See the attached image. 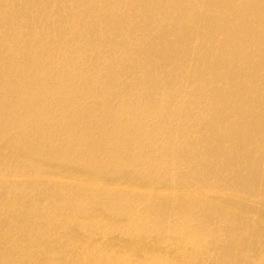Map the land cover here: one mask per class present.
<instances>
[{
    "label": "bare ground",
    "instance_id": "6f19581e",
    "mask_svg": "<svg viewBox=\"0 0 264 264\" xmlns=\"http://www.w3.org/2000/svg\"><path fill=\"white\" fill-rule=\"evenodd\" d=\"M0 264H264V0H0Z\"/></svg>",
    "mask_w": 264,
    "mask_h": 264
}]
</instances>
